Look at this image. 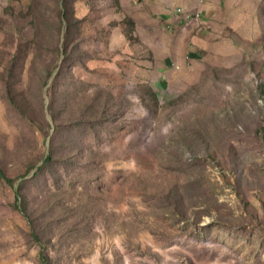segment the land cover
Instances as JSON below:
<instances>
[{
  "label": "rangeland",
  "instance_id": "1",
  "mask_svg": "<svg viewBox=\"0 0 264 264\" xmlns=\"http://www.w3.org/2000/svg\"><path fill=\"white\" fill-rule=\"evenodd\" d=\"M13 1L0 264H264V3L206 24L176 8L235 54L154 84L132 67L137 22L119 0Z\"/></svg>",
  "mask_w": 264,
  "mask_h": 264
},
{
  "label": "crops",
  "instance_id": "2",
  "mask_svg": "<svg viewBox=\"0 0 264 264\" xmlns=\"http://www.w3.org/2000/svg\"><path fill=\"white\" fill-rule=\"evenodd\" d=\"M10 1L0 0V3ZM18 2L14 0L13 4L18 5ZM234 2H237L236 7H233ZM261 2L264 0H119L121 9L137 22L135 33L138 40L130 48L135 73L141 80L154 84L165 82L173 74L174 78H181L182 71L188 68L187 61L191 66L200 65L199 60L210 56L213 51L217 62L228 64L235 54L231 38L222 37L219 34L221 29L207 31L197 24L180 26V17L175 9L199 12L203 24L210 20L217 22L223 12L226 20L245 21L254 17L246 16L244 8L258 6ZM137 20L143 25H139Z\"/></svg>",
  "mask_w": 264,
  "mask_h": 264
},
{
  "label": "trees",
  "instance_id": "3",
  "mask_svg": "<svg viewBox=\"0 0 264 264\" xmlns=\"http://www.w3.org/2000/svg\"><path fill=\"white\" fill-rule=\"evenodd\" d=\"M0 179L6 183H9V179L4 174L3 170L0 168Z\"/></svg>",
  "mask_w": 264,
  "mask_h": 264
},
{
  "label": "built area",
  "instance_id": "4",
  "mask_svg": "<svg viewBox=\"0 0 264 264\" xmlns=\"http://www.w3.org/2000/svg\"><path fill=\"white\" fill-rule=\"evenodd\" d=\"M177 11H178V9H177ZM178 12H179V11H178ZM184 16H185V18H189V17H190L189 14H185V13H184ZM194 16H195L196 18H198L199 13H194Z\"/></svg>",
  "mask_w": 264,
  "mask_h": 264
}]
</instances>
